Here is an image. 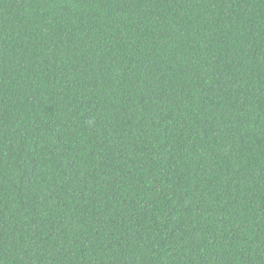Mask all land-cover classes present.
Instances as JSON below:
<instances>
[{
	"label": "trees",
	"instance_id": "trees-1",
	"mask_svg": "<svg viewBox=\"0 0 264 264\" xmlns=\"http://www.w3.org/2000/svg\"><path fill=\"white\" fill-rule=\"evenodd\" d=\"M0 264H264V0H0Z\"/></svg>",
	"mask_w": 264,
	"mask_h": 264
}]
</instances>
